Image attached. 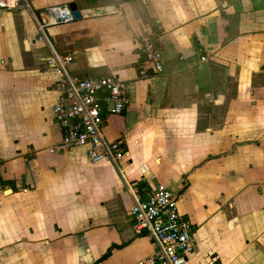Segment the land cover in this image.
<instances>
[{
  "label": "crops",
  "instance_id": "1",
  "mask_svg": "<svg viewBox=\"0 0 264 264\" xmlns=\"http://www.w3.org/2000/svg\"><path fill=\"white\" fill-rule=\"evenodd\" d=\"M71 3L81 18L39 41L44 10ZM24 6L0 13V264H139L154 244L130 208L158 184L194 225L185 264H264V0ZM144 33L163 52L149 79L137 74ZM52 54L72 56L71 77L125 82V110L103 104V136L121 161L58 150Z\"/></svg>",
  "mask_w": 264,
  "mask_h": 264
},
{
  "label": "built area",
  "instance_id": "2",
  "mask_svg": "<svg viewBox=\"0 0 264 264\" xmlns=\"http://www.w3.org/2000/svg\"><path fill=\"white\" fill-rule=\"evenodd\" d=\"M25 0H0V13L26 8ZM28 9V8H27ZM49 17L40 24L39 41H44V30L53 25H65L74 21L69 5L44 10ZM139 55L137 74L140 79L161 75L163 52L156 37L144 33L134 38ZM72 56L52 54L44 65L57 74L55 89L58 99L53 106L55 123L62 132L58 150L82 149L93 164L103 160L117 163L126 154L118 143L104 139L103 104L112 106L111 114H120L129 105L126 84L116 76L71 77L66 67ZM201 61H206L202 56ZM57 149H51L54 153ZM130 216L136 233H145L153 240L154 251L139 264H185L194 253V225L177 208V196L164 184L156 185L144 200L133 198Z\"/></svg>",
  "mask_w": 264,
  "mask_h": 264
},
{
  "label": "water",
  "instance_id": "3",
  "mask_svg": "<svg viewBox=\"0 0 264 264\" xmlns=\"http://www.w3.org/2000/svg\"><path fill=\"white\" fill-rule=\"evenodd\" d=\"M69 8H70V10H71V12H72V16H73L74 20H79V19L81 18V15H80V13L77 11V8H76L75 4H73V3L69 4ZM111 107H112V106H110V108H111Z\"/></svg>",
  "mask_w": 264,
  "mask_h": 264
},
{
  "label": "trees",
  "instance_id": "4",
  "mask_svg": "<svg viewBox=\"0 0 264 264\" xmlns=\"http://www.w3.org/2000/svg\"><path fill=\"white\" fill-rule=\"evenodd\" d=\"M88 1H95V0H88ZM137 190L139 191V192H141V191H143V192H145L146 190H147V187H145V186H142V185H138L137 187ZM145 198H143L142 200H144Z\"/></svg>",
  "mask_w": 264,
  "mask_h": 264
}]
</instances>
